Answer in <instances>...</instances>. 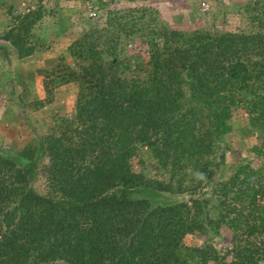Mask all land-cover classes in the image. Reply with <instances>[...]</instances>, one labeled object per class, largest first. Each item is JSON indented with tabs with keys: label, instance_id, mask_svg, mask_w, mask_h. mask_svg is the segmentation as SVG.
I'll return each instance as SVG.
<instances>
[{
	"label": "trees",
	"instance_id": "16d2710c",
	"mask_svg": "<svg viewBox=\"0 0 264 264\" xmlns=\"http://www.w3.org/2000/svg\"><path fill=\"white\" fill-rule=\"evenodd\" d=\"M231 5L246 29L172 30L148 8L108 10L102 28L68 45L71 65L61 55L18 76L25 92L41 77L44 92L32 101L18 96L19 109H44L67 84L78 93L72 119L55 120L13 158L0 154V264H264V166L240 164L215 180L234 107L248 114L246 132L260 138L253 152H264V0ZM8 7L15 21L0 36L8 47L0 46L1 56L24 60L45 46L35 36L44 8L15 15ZM131 38L146 46L147 61L135 52L119 57ZM2 121L15 118L6 110ZM144 147L170 169L168 182L133 171ZM43 157L46 194L32 186ZM209 186L217 204L206 197ZM186 193L188 202L158 199ZM221 226L232 233L226 253L185 245L187 235H218Z\"/></svg>",
	"mask_w": 264,
	"mask_h": 264
},
{
	"label": "rangeland",
	"instance_id": "374dc122",
	"mask_svg": "<svg viewBox=\"0 0 264 264\" xmlns=\"http://www.w3.org/2000/svg\"><path fill=\"white\" fill-rule=\"evenodd\" d=\"M0 7V36H3L11 24L15 21L8 13V6L12 3L16 6L14 14L25 15L27 9L32 11L40 3L44 8V15L35 28V36L44 38L45 46H40L36 53L29 58L19 60L13 53L2 59L0 52V154L13 155L20 152L30 142L31 138L42 137L49 132L50 126L62 117L72 119L75 110V97L78 93L76 84H67L54 90L53 100L44 109L33 112L26 110L20 105L19 97L25 92L18 82L20 74L32 76L36 70L56 63L59 56H65L71 65L67 47L73 41L81 37L91 27L102 28L105 25L108 10L133 9L136 7L148 8L154 17H157L161 25L180 31H235L246 29L247 20L242 19L231 11L232 3H243L245 0H5ZM100 2L107 4L105 8H97ZM204 3L207 8L202 7ZM96 8V9H92ZM96 12L94 17L90 13ZM145 22V21H144ZM150 24V21H146ZM141 27H144L142 24ZM145 27L143 28V31ZM150 38H143V44ZM155 41L161 44L160 39ZM137 38H131L122 42L118 55L127 60L128 54L135 52L145 61L148 60L146 46L142 45ZM0 46H7L0 40ZM8 49V47H6ZM30 74V75H29ZM34 85L28 87L25 92L27 101L44 98L41 89V77L34 75ZM33 99V100H34ZM16 105V106H15ZM17 107V108H16ZM25 109V110H24ZM8 110L13 114L15 121L11 123L2 121V114ZM232 113V131L225 136L221 145L226 146L225 164L217 172L215 180L220 182L233 174L237 166L249 163L253 168L264 166V152L258 156L252 147L260 143L257 134L246 132L248 125V114L242 107H234ZM264 151V150H263ZM220 153V152H219ZM219 153L215 156L218 160ZM214 157V156H213ZM208 160H214L209 157ZM47 162L45 157L40 159L36 175L32 180V186L40 194L47 193L45 176L41 171V165ZM134 172H141L146 176L168 182L170 180V169H162L148 154L146 147L143 148L139 157L131 160ZM206 197H212L211 204H217L213 195L212 186L204 190ZM190 194L168 195L162 194L159 201L162 203L188 202ZM209 216L216 218L217 212L210 206ZM232 233L221 226L218 235L212 231L206 234L194 233L187 235L184 239L187 247H203L212 245L221 255L231 249ZM228 261L231 260L229 256Z\"/></svg>",
	"mask_w": 264,
	"mask_h": 264
},
{
	"label": "built area",
	"instance_id": "2783aa9c",
	"mask_svg": "<svg viewBox=\"0 0 264 264\" xmlns=\"http://www.w3.org/2000/svg\"><path fill=\"white\" fill-rule=\"evenodd\" d=\"M202 7H204V10H205V8H207V6L204 3H202ZM90 16L94 17L95 13L94 12L90 13Z\"/></svg>",
	"mask_w": 264,
	"mask_h": 264
},
{
	"label": "clouds",
	"instance_id": "9594fccd",
	"mask_svg": "<svg viewBox=\"0 0 264 264\" xmlns=\"http://www.w3.org/2000/svg\"><path fill=\"white\" fill-rule=\"evenodd\" d=\"M31 9H33L34 10V8H31ZM30 11V9H27V12H29ZM95 13V15H96V12H94ZM90 17H92V16H90Z\"/></svg>",
	"mask_w": 264,
	"mask_h": 264
}]
</instances>
